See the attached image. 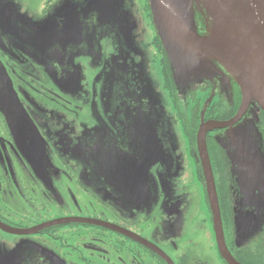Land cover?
<instances>
[{
  "label": "flooded vegetation",
  "instance_id": "flooded-vegetation-1",
  "mask_svg": "<svg viewBox=\"0 0 264 264\" xmlns=\"http://www.w3.org/2000/svg\"><path fill=\"white\" fill-rule=\"evenodd\" d=\"M4 4L13 13L6 19L0 9V38L3 25L27 12L26 0ZM39 4L45 17L60 0ZM128 8L130 37L145 55L132 58L146 83L127 64L129 50L66 51L76 35L59 33L62 25L56 38L39 30L34 40L35 25L23 26L18 34L40 54L0 41V88L13 96L0 98V264H264V203L257 207L258 195L244 194L232 173L219 144L230 128L205 137L224 245L197 148L211 95L204 120L236 115V80L217 65L210 80L177 88L148 0ZM13 28L21 31L19 22ZM251 122L264 154V111L255 101L232 130Z\"/></svg>",
  "mask_w": 264,
  "mask_h": 264
},
{
  "label": "water",
  "instance_id": "water-1",
  "mask_svg": "<svg viewBox=\"0 0 264 264\" xmlns=\"http://www.w3.org/2000/svg\"><path fill=\"white\" fill-rule=\"evenodd\" d=\"M148 2L177 88L204 79L210 80L217 73V65H221L236 80L242 93L241 105L234 118L228 121L204 120L211 95L201 110L196 136L206 192L216 222L215 229L220 244H223L219 236L217 193L205 137L213 129L230 128L229 137L219 141V144L231 163L232 173L238 176L237 182L243 193L256 194L260 201L259 198L264 196V154L256 123H242L238 130H232V127L251 101H255L257 108L264 111V0ZM197 15L205 17L201 30L197 26ZM216 20L226 26L231 41L223 43L214 39ZM5 82L10 84L8 78ZM9 84L6 85L11 89ZM0 98L11 100L13 96L1 87ZM224 256L233 262L227 251Z\"/></svg>",
  "mask_w": 264,
  "mask_h": 264
},
{
  "label": "rangeland",
  "instance_id": "rangeland-1",
  "mask_svg": "<svg viewBox=\"0 0 264 264\" xmlns=\"http://www.w3.org/2000/svg\"><path fill=\"white\" fill-rule=\"evenodd\" d=\"M41 1L44 0H26V4L22 6V8L25 7L27 9V12L24 13L26 16L24 14L18 15L16 16L18 21H11L9 25H3L1 28L3 37L0 38V41H2V39H9V41L13 43V49H15L17 45L21 48L27 46L33 53L40 54L41 50L44 49L36 46L37 42H26L23 40V35L18 34L19 32L26 34L23 26L27 25L28 22L35 25H30L29 27L30 38L34 40L35 34L38 38L37 32H39V30L43 32L45 30L51 31L48 34L56 38L58 36L57 31L62 25L59 33L64 34L66 31H70V33L72 32L76 35L71 36L72 39L68 42L65 48L66 51L78 55L80 52L84 51L106 54L108 51L117 53L129 50L130 52L127 54V64H134L135 72L140 77V80L144 83L148 82L146 70L140 63H136L132 58L133 55H145L134 45L135 42L132 41L130 37L132 27L130 25L131 16H129V12L131 9L128 8L131 1L141 3L143 0H60L59 5H52V7L49 8L46 12L47 16L45 17L42 14L41 5L39 4ZM0 9L1 17H5L6 19L13 13V9H10V7H7L5 4L1 6ZM19 9L20 7L17 11L20 12ZM18 22L21 26V31L13 28ZM54 22L58 25L55 29ZM2 23H0V25ZM156 71L157 69H155V72ZM150 77L151 75L149 74V78ZM155 80L161 90L162 80L160 74L155 75ZM161 95L159 97L160 101L162 100L167 103V96ZM241 126L242 123L234 127L233 130H238ZM176 127L175 130H178ZM225 135H227V138L229 137L227 132ZM259 199L261 200H257V197L255 199L254 204L257 207L260 205L259 203H264V196H261Z\"/></svg>",
  "mask_w": 264,
  "mask_h": 264
},
{
  "label": "bare ground",
  "instance_id": "bare-ground-1",
  "mask_svg": "<svg viewBox=\"0 0 264 264\" xmlns=\"http://www.w3.org/2000/svg\"><path fill=\"white\" fill-rule=\"evenodd\" d=\"M210 0H207V3H209ZM214 39L220 40L223 43H226V41H231V36L226 28L225 25H220L217 23V20L215 21V31H214Z\"/></svg>",
  "mask_w": 264,
  "mask_h": 264
},
{
  "label": "trees",
  "instance_id": "trees-1",
  "mask_svg": "<svg viewBox=\"0 0 264 264\" xmlns=\"http://www.w3.org/2000/svg\"><path fill=\"white\" fill-rule=\"evenodd\" d=\"M204 18H205L204 16L202 17L200 15H197V18H196V20L198 21V23H199V25H200L201 28L204 27V25H203Z\"/></svg>",
  "mask_w": 264,
  "mask_h": 264
}]
</instances>
